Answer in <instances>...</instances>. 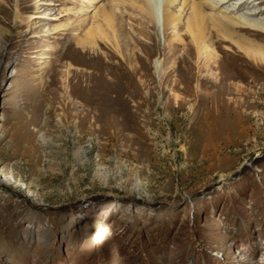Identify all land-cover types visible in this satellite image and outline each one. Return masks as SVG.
Here are the masks:
<instances>
[{"label":"rangeland","instance_id":"374dc122","mask_svg":"<svg viewBox=\"0 0 264 264\" xmlns=\"http://www.w3.org/2000/svg\"><path fill=\"white\" fill-rule=\"evenodd\" d=\"M111 3L0 5V264H264V68L132 7L94 51Z\"/></svg>","mask_w":264,"mask_h":264},{"label":"bare ground","instance_id":"6f19581e","mask_svg":"<svg viewBox=\"0 0 264 264\" xmlns=\"http://www.w3.org/2000/svg\"><path fill=\"white\" fill-rule=\"evenodd\" d=\"M111 1L114 3L100 7L91 15L90 28L82 44L94 51L99 45L101 46L102 40L108 45L113 44L127 61L134 57L140 59L134 49V47H138V43L151 51L152 44L142 41L144 39L140 40V37L137 38L136 32L134 34L131 32L132 36H129L128 29L124 27L126 19L117 11V6L132 7V9L140 11L141 17L146 15L152 23L154 22L151 27H156L157 18L161 19L164 29L171 32L170 49L174 52L178 45L177 40L182 35L181 27L184 26L194 41L198 55L205 59L206 64L218 60L217 53L213 49L206 50L207 45L205 44L209 42L208 40L215 38L213 41L215 45H221L220 41L231 42L238 48L239 52L234 55L241 59L246 57L252 60L258 70L264 68V0H233L232 2L231 0ZM257 1L262 6L258 9L255 7ZM3 3L5 0H0V5ZM137 16L140 17V15ZM143 31L147 38L156 42L155 34L146 29ZM7 33H9V29L0 24V44L5 40ZM203 47L206 49H202ZM221 83L212 82L210 85L212 87ZM241 259H246V256Z\"/></svg>","mask_w":264,"mask_h":264}]
</instances>
